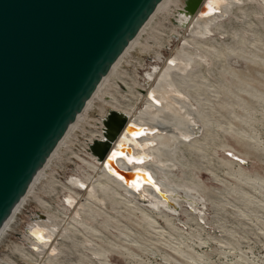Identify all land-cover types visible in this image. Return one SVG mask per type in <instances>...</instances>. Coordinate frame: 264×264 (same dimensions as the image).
<instances>
[{
	"label": "rangeland",
	"instance_id": "374dc122",
	"mask_svg": "<svg viewBox=\"0 0 264 264\" xmlns=\"http://www.w3.org/2000/svg\"><path fill=\"white\" fill-rule=\"evenodd\" d=\"M179 2V7H183L184 0ZM167 5L157 11L162 9L164 13L165 19L162 23H157L159 20L157 21L156 14L152 16L151 25L138 34L134 44L120 58L100 86L84 116L82 115L74 130L66 135L54 156L50 158L9 222L8 229L1 234L0 256L15 244H19L23 232L34 238L33 224L32 227L25 224L29 215L40 209L51 214L55 220L58 218L56 222L60 227L69 226L68 231L73 234L68 236V240L61 238L62 253L52 264H264V58H261L264 57V14L257 13V2L246 5L241 3L240 7L244 8L234 9L235 15L232 13L230 19L224 21L222 34L220 32V36L217 35L219 38L216 41L220 47L217 63L211 60L207 69L204 66L203 82H196L192 87L186 86V90L199 102H196L198 115L211 124L212 133H208L207 140L202 137L199 139L200 136L197 138L198 144L203 148L198 144L176 148L175 156L180 158L181 164L178 169H182V172L173 178L178 183L198 182L197 184L201 185L204 182L208 194L204 191L206 216L203 222H198V219L186 214H179L177 217L171 216V221L156 216L155 222L148 224L127 208L119 198L112 196L108 209L98 210L85 203L81 224L80 221L71 220L63 211L61 195L64 194L63 185L66 186L63 182L65 177L68 181L71 174L77 173L83 177L92 174L88 165L94 164L87 158L85 147L92 134L101 132L102 121L97 122L101 111L96 108L103 107V93L115 87L113 81L116 73L124 72L128 75L125 77L127 81L124 88L120 82L116 83L120 89L114 92L118 98L117 106L122 105L123 108L127 105L126 109H139L143 104L139 101L140 95L134 85L144 88L138 80H141L142 72L147 71L148 67L142 69V63L150 61L148 56L155 62L159 51H163L164 61V56L168 57L174 50L181 48L179 39L171 36L172 30L177 32L171 22L175 11L171 14L164 12ZM235 31L249 41H239L237 49L254 51L259 59L255 55L250 62L242 61V76L234 82L231 80L233 78L230 69H226L229 66L225 56L230 50L227 47L235 43L232 38ZM251 32L257 36H253ZM141 44L149 47V53L142 50ZM194 45L199 49L202 47L200 42ZM230 53L236 52L230 50ZM124 94L127 98L122 96ZM130 104L132 107H129ZM101 110L106 115L109 108ZM230 138L233 139L229 140ZM231 148L240 152L244 157L242 160L246 162L242 163L238 159L240 163L235 161L229 166H224L221 163L225 162L224 151ZM80 158L85 160L87 165ZM242 165L248 166L249 170L243 172ZM40 201L48 204L45 206L47 210L37 205ZM57 210L58 213L55 214L54 211Z\"/></svg>",
	"mask_w": 264,
	"mask_h": 264
},
{
	"label": "bare ground",
	"instance_id": "6f19581e",
	"mask_svg": "<svg viewBox=\"0 0 264 264\" xmlns=\"http://www.w3.org/2000/svg\"><path fill=\"white\" fill-rule=\"evenodd\" d=\"M179 1L180 0H161L156 5L154 11L141 26L136 35L112 64L106 75L102 77L96 89L86 101L82 110L77 114L72 123H70L64 135L58 141L57 145L50 153L42 167L34 175L26 192L2 224L0 228V236H2L1 234L8 229L9 222L17 212L27 193L37 181L43 169L46 167L52 155L54 156L57 148L60 147L66 135L74 130L76 123L80 120L82 115L84 116V112H86L88 105H90V102L99 91L100 86L108 77L120 58L124 56L130 46L134 44V40L138 34L144 28H148L151 25L153 15L156 14L155 16H157V21L159 20L157 22L159 25L162 23V20L165 19L162 9L159 12L157 11L166 4L168 5L166 6V9L163 10L164 12L168 11V13L171 14L175 11L171 17V22L172 25L174 24L173 26L176 28L177 32L172 30L171 36L179 39L178 42H181L179 43L181 44V48L174 50L173 53H171L172 55L168 57L164 56L166 57L164 61L163 51H159L158 54H156L157 56L155 62H152L153 58L148 56L150 61L148 63H142V69L148 67L147 71L142 72L141 80H138L139 84L144 88L138 87L137 84L134 85L138 89L140 95L139 101H142L143 104V106L139 109H137V107H127L128 109H126L127 105L122 108V105L120 104L119 105L121 107L117 106L118 102H116V100L118 98L115 97L114 92H118L120 89H118L116 83L120 82L121 87L124 88L127 81L125 77L128 75L124 72L116 73L114 76L115 81H113V86L115 87L106 90L103 93L101 99L103 107L96 108L101 111L98 121H96L98 123L102 121L105 114H103L101 109L107 107L123 114L126 117V122L122 129L117 133L113 144L108 148V151L104 155L101 162L91 154L87 145H89L94 139L103 138V125L101 126V132H96L92 134L88 140L86 139L87 143L85 147V154L91 163L94 164V166L88 165V167L92 170V174L90 173L91 175L86 177L77 173L74 175L71 174L68 176V181H66L65 177L63 182L66 186L64 187L63 185L64 194L61 195L62 203L64 204L63 211L68 214L67 216L71 218V220L76 222L80 221L79 223L81 224L84 219L82 216V213L84 212L82 210L85 203H87L91 208H97L98 210L108 209L110 197L112 196L119 198L127 208L135 212L143 220V222L148 224L155 222L156 216L163 217L170 221L171 216L177 217L179 214H186L191 218H196L198 219V222L199 220L202 221L205 219V202L203 200L204 191L206 192V189L204 188V182L199 185L196 181V183H178L174 180V175L182 172V169H178V166H181V164L179 161L180 158L178 159L175 156L176 148L181 145L186 147H190V145L193 144L197 145L199 142L197 138L199 136V139L202 137V139L207 140L206 137L208 133H210L209 135L212 133L211 124L205 118L198 115V104H196V102H199L192 96V94H190V92L186 90V86L192 87V84H195L196 82H203L205 79V76L203 77L202 73L204 66L205 68L210 66L211 60H214L217 63L216 60H218L217 53H219V44L216 40L219 38L218 36H220V32L222 34L224 21L227 18L230 19L232 13L234 14V9L240 10L241 3L246 5V3L257 2L259 8L257 13L262 15L264 14V0H201L197 10L191 15H187L182 6L179 7ZM242 8L244 7L242 6ZM157 23L155 24L157 25ZM251 24L253 25V23ZM151 31H153V29ZM235 32L232 34V38L235 43L227 48H230L231 52L235 51L236 53H230V50H228V53L225 56V60L229 66L226 67V69H230V74L233 78L231 80L234 82L238 81V79L241 78L240 76H242V71L240 70V68H242V61L250 62L256 55V53H253L254 51L249 49H237L236 45L239 41H242L243 43H247L249 41L248 39L240 37L237 32ZM251 33L253 34V32ZM255 35L257 36V34ZM255 35L253 34V36ZM255 41L257 42V40ZM199 42L201 43L203 49L202 47L199 49L194 45V43ZM141 46L142 50L147 52L149 51V47L147 48L145 44H141ZM256 57L258 58L257 55ZM144 61H146V59H144ZM161 61H163V63L160 65L159 63ZM128 92L130 91L128 90ZM122 96H124V98L126 97L125 94ZM129 107H132L131 104ZM231 139L233 138H230L229 140ZM199 145L200 143L198 146ZM113 146H115L116 150L111 152ZM201 147L202 145H200V148ZM195 152L196 151H194V153ZM200 153L202 154L203 152ZM125 157H128L133 162L129 163L128 159H125ZM243 158L244 157L241 156L240 152H238L235 148H231L224 151L223 161L228 164L222 162L220 159L219 160L224 164V166H229L232 162L238 161V159L240 161ZM80 159L83 163H86L85 160L82 158ZM104 160L105 163L103 165ZM176 169H178V171ZM241 170L245 172L249 170V168L248 166H243ZM120 174L125 178L121 177ZM151 174L153 178L151 177ZM209 195H211V193H209ZM40 202L41 203L37 204L40 208L43 207L44 209V207L48 205L42 201ZM46 208L47 207H45V209ZM55 212L58 213V210L54 211V213ZM89 212L91 213V211ZM57 220H55L51 214L42 212L40 209L32 212L25 225L32 227L33 224L32 233L34 238H32L28 233L23 232L22 239L19 244H15L13 248L0 256V264H52L53 261L62 253L61 242L64 237L68 240V236L73 235L68 231L69 226L68 228L60 227L56 222ZM66 224L68 223L66 222ZM105 263L111 264L110 262Z\"/></svg>",
	"mask_w": 264,
	"mask_h": 264
},
{
	"label": "water",
	"instance_id": "95a60500",
	"mask_svg": "<svg viewBox=\"0 0 264 264\" xmlns=\"http://www.w3.org/2000/svg\"><path fill=\"white\" fill-rule=\"evenodd\" d=\"M160 1L0 0V228ZM200 1L184 0V12ZM125 122L107 111L88 146L98 161Z\"/></svg>",
	"mask_w": 264,
	"mask_h": 264
},
{
	"label": "snow or ice",
	"instance_id": "6c2138e0",
	"mask_svg": "<svg viewBox=\"0 0 264 264\" xmlns=\"http://www.w3.org/2000/svg\"><path fill=\"white\" fill-rule=\"evenodd\" d=\"M125 159H128L129 163H132L133 161L131 159H129L128 157H125Z\"/></svg>",
	"mask_w": 264,
	"mask_h": 264
}]
</instances>
